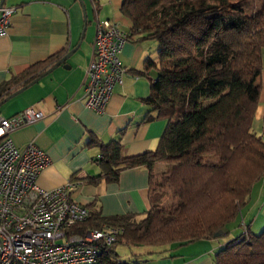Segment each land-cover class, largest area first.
<instances>
[{
    "label": "trees",
    "instance_id": "16d2710c",
    "mask_svg": "<svg viewBox=\"0 0 264 264\" xmlns=\"http://www.w3.org/2000/svg\"><path fill=\"white\" fill-rule=\"evenodd\" d=\"M246 0H123L122 13L132 22L131 38L158 44L155 61L147 58L137 76L150 77L144 102L167 122L155 151L127 156L120 141L102 142L95 162L102 174L85 183H116L125 170L149 171L150 209L104 217L91 211L80 233L103 225L119 227V240L96 264H129L117 244L163 250L213 240L239 219L253 187L264 176V131H253L260 104L264 50V2L252 14ZM69 46L0 85V103L54 67ZM165 165L167 171L154 173ZM74 179L71 180L73 182ZM168 199V202L165 200ZM214 255V264H264V230L247 227Z\"/></svg>",
    "mask_w": 264,
    "mask_h": 264
},
{
    "label": "crops",
    "instance_id": "0c3cea01",
    "mask_svg": "<svg viewBox=\"0 0 264 264\" xmlns=\"http://www.w3.org/2000/svg\"><path fill=\"white\" fill-rule=\"evenodd\" d=\"M85 3L92 7L93 22L90 24ZM5 4L18 10L8 34L0 37V85L67 46L71 50L79 44V49L84 47L86 28L91 24L94 28L85 55L75 56L78 49L66 63L70 69L63 66L55 69L0 107V118L12 117L27 108L45 114L44 119L10 134L18 148L23 150L33 143L50 158V164L38 177V185L50 191L70 184L75 202L104 217L144 216L150 209L149 171L144 167L129 169L121 173L116 183L87 184V178L102 174L101 167L95 162L101 152L98 148H89L88 142L92 136L104 143L120 141L127 156L157 149L167 122L148 120L151 114L156 117L144 102L151 95L152 72L149 77L134 74L144 69L147 58L157 61L158 56L153 57L157 51L152 53L153 45L149 41L137 42L136 37L125 44L121 53L127 69L124 83L115 89L106 111L99 114L85 106L82 85L91 62L98 23L112 20L130 33L132 22L122 13L123 0H6ZM262 57L261 83L264 50ZM263 94L262 85L255 115L259 120L264 119ZM216 239L191 244L201 245L198 254L191 256L177 253L185 246L166 248L164 253L159 249L135 247L138 253L130 264H214L213 254L218 251L216 243L220 244Z\"/></svg>",
    "mask_w": 264,
    "mask_h": 264
},
{
    "label": "built area",
    "instance_id": "2783aa9c",
    "mask_svg": "<svg viewBox=\"0 0 264 264\" xmlns=\"http://www.w3.org/2000/svg\"><path fill=\"white\" fill-rule=\"evenodd\" d=\"M17 10L0 0V37L8 34ZM131 39L115 21L98 23L82 85L87 108L104 113L115 89L123 85L127 69L121 53ZM44 118V112L34 108L0 118V264H96L122 229L103 225L77 232L91 217L90 210L73 200L70 184L50 191L41 188L37 180L50 158L35 144L22 150L10 138Z\"/></svg>",
    "mask_w": 264,
    "mask_h": 264
},
{
    "label": "rangeland",
    "instance_id": "374dc122",
    "mask_svg": "<svg viewBox=\"0 0 264 264\" xmlns=\"http://www.w3.org/2000/svg\"><path fill=\"white\" fill-rule=\"evenodd\" d=\"M264 0H246L243 3H241V7L247 14H252L256 8H259ZM85 9H86V16L87 21L93 22V13H92V7L90 4L85 3ZM83 16L85 18V14L83 13ZM83 29H81V32H83ZM88 34H86L87 42L91 38V34L94 31L93 24L89 25L86 28ZM79 32V30H78ZM87 42L85 43L84 47L81 46L79 51L76 53L75 56H78L79 58L82 55H85V52L87 50ZM151 45H153V52L157 51L158 44L155 41H149ZM157 44V45H156ZM157 56V53L153 57L155 58ZM151 75L154 77L156 75L155 71H152ZM263 88H264V76H263ZM263 100H264V94H263ZM1 109V108H0ZM253 132L256 133L258 136H261L264 131V119L255 118L253 123ZM167 171V168L165 165L158 164L155 169L154 173L156 175H161L163 172ZM168 202V199L165 200ZM247 227L250 229V231L254 234H260L264 230V176L255 183L252 194L249 200V205H247L240 213V217L237 221L230 223L227 228L225 229L224 234L221 233V236L217 238L216 240L220 242L216 243V247L218 250L221 248L222 245L225 246L232 240H234L236 237H241L243 234L248 232ZM225 243V244H224ZM201 245H190L185 246L181 249H178L177 253L179 255L185 254L187 256H191L193 254H198V250L200 249ZM220 247V248H219ZM116 252L119 255L120 259L123 262L131 263L134 258H136L134 255L138 253V249L135 247H128L124 244H117L116 245ZM215 253L213 254L214 257ZM214 263V258H213Z\"/></svg>",
    "mask_w": 264,
    "mask_h": 264
},
{
    "label": "water",
    "instance_id": "95a60500",
    "mask_svg": "<svg viewBox=\"0 0 264 264\" xmlns=\"http://www.w3.org/2000/svg\"><path fill=\"white\" fill-rule=\"evenodd\" d=\"M6 0H3V3H5ZM82 1V0H80ZM80 47V44L78 46H76L74 49H72L66 56H64L54 67H52L51 69H49L46 73H44L42 76H40L38 79H36L35 81L31 82L30 84H28L27 86H25L24 88L18 90L17 92L13 93L11 96L7 97L4 101H2L0 103V107H2L5 103H7L8 101H10L11 99L15 98L16 96L20 95L21 93H23L26 89L30 88L31 86L35 85L37 82H39L41 79H43L44 77L48 76L49 74H51L55 69L63 66L65 69H70V66L68 64H66L69 59L78 51ZM221 236V233H217L215 235V238H219Z\"/></svg>",
    "mask_w": 264,
    "mask_h": 264
}]
</instances>
